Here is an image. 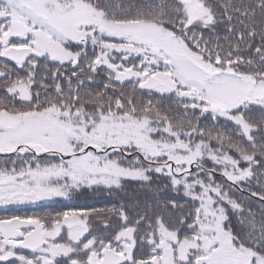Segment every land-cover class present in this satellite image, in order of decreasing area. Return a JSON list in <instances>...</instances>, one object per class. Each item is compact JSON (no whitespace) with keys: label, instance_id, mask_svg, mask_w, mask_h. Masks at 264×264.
<instances>
[{"label":"snow or ice","instance_id":"6c2138e0","mask_svg":"<svg viewBox=\"0 0 264 264\" xmlns=\"http://www.w3.org/2000/svg\"><path fill=\"white\" fill-rule=\"evenodd\" d=\"M0 209V264H264V0H0Z\"/></svg>","mask_w":264,"mask_h":264},{"label":"trees","instance_id":"16d2710c","mask_svg":"<svg viewBox=\"0 0 264 264\" xmlns=\"http://www.w3.org/2000/svg\"><path fill=\"white\" fill-rule=\"evenodd\" d=\"M258 39V38H257ZM256 181L253 180V185H255ZM152 193H147L140 189V186L135 183H128L125 185V190L120 193H107V192H96L92 190H86L80 193L79 195L73 197L71 201L64 200L62 198L55 199L49 202H42L39 206L34 205H25L16 207L14 211L16 214L24 215V214H32L35 212H43V211H61L67 210L68 208H108L112 205H118L123 201H131V200H144L145 198L152 197ZM171 193L164 194L159 193L156 194L157 200L167 199L171 196ZM254 207H258L254 206ZM11 213L6 212L3 209H0V216L8 215ZM178 214V213H177Z\"/></svg>","mask_w":264,"mask_h":264},{"label":"rangeland","instance_id":"374dc122","mask_svg":"<svg viewBox=\"0 0 264 264\" xmlns=\"http://www.w3.org/2000/svg\"><path fill=\"white\" fill-rule=\"evenodd\" d=\"M56 199H58V198H56ZM43 202H49V201H43ZM40 203H42V202H40ZM20 206H25V205H20ZM20 206H17V207H20Z\"/></svg>","mask_w":264,"mask_h":264}]
</instances>
